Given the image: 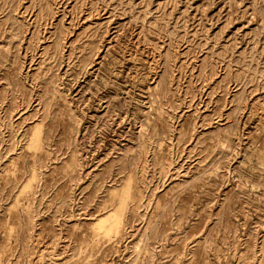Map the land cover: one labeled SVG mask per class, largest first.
Listing matches in <instances>:
<instances>
[{"label": "rangeland", "instance_id": "1", "mask_svg": "<svg viewBox=\"0 0 264 264\" xmlns=\"http://www.w3.org/2000/svg\"><path fill=\"white\" fill-rule=\"evenodd\" d=\"M0 264H264V0H0Z\"/></svg>", "mask_w": 264, "mask_h": 264}]
</instances>
